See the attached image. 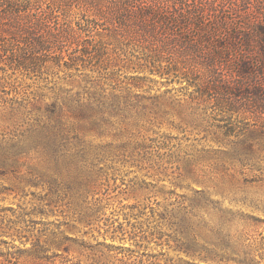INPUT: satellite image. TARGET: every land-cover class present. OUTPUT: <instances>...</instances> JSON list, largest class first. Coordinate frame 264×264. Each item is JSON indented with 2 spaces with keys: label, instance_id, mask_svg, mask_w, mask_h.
Segmentation results:
<instances>
[{
  "label": "rangeland",
  "instance_id": "1",
  "mask_svg": "<svg viewBox=\"0 0 264 264\" xmlns=\"http://www.w3.org/2000/svg\"><path fill=\"white\" fill-rule=\"evenodd\" d=\"M257 6L32 0L61 31L0 65V264H264Z\"/></svg>",
  "mask_w": 264,
  "mask_h": 264
},
{
  "label": "trees",
  "instance_id": "2",
  "mask_svg": "<svg viewBox=\"0 0 264 264\" xmlns=\"http://www.w3.org/2000/svg\"><path fill=\"white\" fill-rule=\"evenodd\" d=\"M33 9L32 0H0V65L5 64L15 70L23 71L39 69L41 66L36 63L37 54L50 48L44 40L42 31L49 33V35L50 32L56 31L53 37L55 38L56 35V38L59 39L60 23H55L54 26L48 25L49 23H45L42 17L43 14L41 12L33 14ZM256 12L261 18L257 20V26L248 31L249 35L245 36V40L249 43V41L256 39L258 43L256 48L260 52L253 61L240 60L237 64L236 73L241 76L244 73L257 72L264 80V0H258ZM147 16L149 15L147 14ZM204 35H206L204 37L205 42L209 46L214 42L215 48L218 50L224 47V44H221L219 40L213 39L211 32L207 31ZM247 47H249L248 44ZM81 57L82 55L76 56V58ZM207 58L209 68L215 72L216 63L220 57L211 53ZM68 69H72L71 66H68ZM234 95L239 96V94ZM86 106L90 105H79L82 110L81 114L84 113Z\"/></svg>",
  "mask_w": 264,
  "mask_h": 264
}]
</instances>
